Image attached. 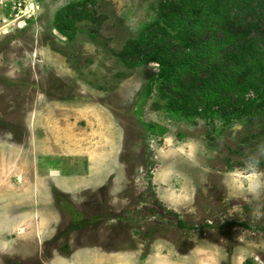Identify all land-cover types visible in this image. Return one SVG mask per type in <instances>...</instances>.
Instances as JSON below:
<instances>
[{
  "label": "rangeland",
  "instance_id": "rangeland-1",
  "mask_svg": "<svg viewBox=\"0 0 264 264\" xmlns=\"http://www.w3.org/2000/svg\"><path fill=\"white\" fill-rule=\"evenodd\" d=\"M161 2L0 0V264H264V99L180 105Z\"/></svg>",
  "mask_w": 264,
  "mask_h": 264
},
{
  "label": "trees",
  "instance_id": "trees-1",
  "mask_svg": "<svg viewBox=\"0 0 264 264\" xmlns=\"http://www.w3.org/2000/svg\"><path fill=\"white\" fill-rule=\"evenodd\" d=\"M261 8L260 0H162L156 22L130 43L131 55L158 64L182 106L218 104L238 95L246 80L258 103L264 99ZM81 17L92 13L85 9Z\"/></svg>",
  "mask_w": 264,
  "mask_h": 264
},
{
  "label": "bare ground",
  "instance_id": "bare-ground-1",
  "mask_svg": "<svg viewBox=\"0 0 264 264\" xmlns=\"http://www.w3.org/2000/svg\"><path fill=\"white\" fill-rule=\"evenodd\" d=\"M21 232V231H20Z\"/></svg>",
  "mask_w": 264,
  "mask_h": 264
},
{
  "label": "built area",
  "instance_id": "built-area-1",
  "mask_svg": "<svg viewBox=\"0 0 264 264\" xmlns=\"http://www.w3.org/2000/svg\"><path fill=\"white\" fill-rule=\"evenodd\" d=\"M21 5V4H20Z\"/></svg>",
  "mask_w": 264,
  "mask_h": 264
}]
</instances>
